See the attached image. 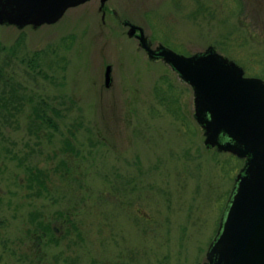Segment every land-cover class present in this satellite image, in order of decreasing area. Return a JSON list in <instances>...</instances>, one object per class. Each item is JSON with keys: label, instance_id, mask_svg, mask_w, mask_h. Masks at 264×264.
Returning a JSON list of instances; mask_svg holds the SVG:
<instances>
[{"label": "rangeland", "instance_id": "374dc122", "mask_svg": "<svg viewBox=\"0 0 264 264\" xmlns=\"http://www.w3.org/2000/svg\"><path fill=\"white\" fill-rule=\"evenodd\" d=\"M123 20L264 80V0H88L0 24V264L205 261L243 159L204 143L190 85Z\"/></svg>", "mask_w": 264, "mask_h": 264}, {"label": "water", "instance_id": "95a60500", "mask_svg": "<svg viewBox=\"0 0 264 264\" xmlns=\"http://www.w3.org/2000/svg\"><path fill=\"white\" fill-rule=\"evenodd\" d=\"M88 0H0V24L38 27L57 22ZM107 0H100L101 4ZM149 57L163 58L190 85L204 143L245 158L219 229L198 264H264V81L212 46L190 55L162 44L155 48L143 28L123 20ZM106 66L105 80H109Z\"/></svg>", "mask_w": 264, "mask_h": 264}, {"label": "trees", "instance_id": "16d2710c", "mask_svg": "<svg viewBox=\"0 0 264 264\" xmlns=\"http://www.w3.org/2000/svg\"><path fill=\"white\" fill-rule=\"evenodd\" d=\"M40 54H41V52L40 51H36V52H34L27 60H26V64L30 67V68H35L36 67V65H37V61L40 59ZM2 82H5L4 80L2 81ZM1 99H3V98H1ZM5 99V98H4ZM3 99V100H4ZM4 102H5V100H4ZM170 102V101H169ZM5 105V104H4ZM171 106V105H170ZM39 119V120H38ZM42 121H44L45 123H47V125H50V126H52V125H54V123H53V121H52V119L50 118V117H47V116H44V117H42L41 118V115H38L37 114V119H36V123L39 125V126H41V125H43L42 123H44V122H42ZM32 175V174H31ZM34 177V176H33ZM4 227V219L3 218H1L0 217V239H1V230H2V228Z\"/></svg>", "mask_w": 264, "mask_h": 264}, {"label": "flooded vegetation", "instance_id": "af4514ba", "mask_svg": "<svg viewBox=\"0 0 264 264\" xmlns=\"http://www.w3.org/2000/svg\"><path fill=\"white\" fill-rule=\"evenodd\" d=\"M122 22H123V21H122ZM128 28H129V27H128ZM136 33H137V31H136ZM136 33L133 34V36H134L135 38H136ZM243 165H244V160H243V164H242V166H241V167L239 168V170H238V173L241 171ZM237 175H238V174H237ZM237 175H236V176H237ZM234 179H236V177H235ZM235 184H236V181L234 182V185H233V188H232V192H233V190H234ZM232 192H230V193H231L230 196L232 195Z\"/></svg>", "mask_w": 264, "mask_h": 264}]
</instances>
